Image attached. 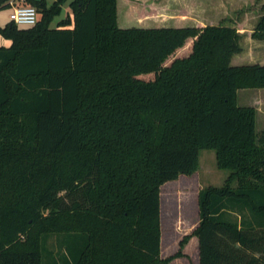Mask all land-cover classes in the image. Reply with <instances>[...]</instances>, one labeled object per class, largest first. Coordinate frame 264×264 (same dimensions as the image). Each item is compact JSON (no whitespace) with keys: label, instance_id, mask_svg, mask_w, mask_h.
I'll use <instances>...</instances> for the list:
<instances>
[{"label":"trees","instance_id":"obj_1","mask_svg":"<svg viewBox=\"0 0 264 264\" xmlns=\"http://www.w3.org/2000/svg\"><path fill=\"white\" fill-rule=\"evenodd\" d=\"M27 1L34 25L0 24V264H43L52 234L49 264L167 263L182 252L161 257V186L206 148L229 173L198 190L199 264H264V131L237 101L264 63H231L244 34L120 26L118 0Z\"/></svg>","mask_w":264,"mask_h":264},{"label":"rangeland","instance_id":"obj_2","mask_svg":"<svg viewBox=\"0 0 264 264\" xmlns=\"http://www.w3.org/2000/svg\"><path fill=\"white\" fill-rule=\"evenodd\" d=\"M53 0H48L51 3ZM126 0H119V23L121 26L135 25L136 23L124 24L123 5ZM214 6H220L221 0H205ZM226 5L217 10L216 7L205 8L203 13L214 16V24L223 22L233 24L237 28L238 22H243L245 30H253L259 18L264 15V0H225ZM67 3L63 6V12L52 22L54 26L58 19L64 17ZM173 6V5H172ZM71 10H67L70 12ZM219 11V12H218ZM192 17L198 19V7L186 11ZM218 12V13H217ZM10 8H0V24H6L9 19ZM216 15V17H215ZM137 25V24H136ZM154 25V24H150ZM238 25V26H237ZM246 32V31H245ZM7 40L0 34V43ZM243 50L234 55L232 64H245L253 62L264 63V40L255 39L248 32L242 37ZM238 104L252 105L258 113L256 117V131H264V87L238 89ZM228 169L217 166L214 149H201L199 152V168L192 175H181L178 179L169 180L161 186V257L173 256L179 250V256H174L165 264H198L197 246L198 239L192 234L196 227L198 215V190L208 185L220 186L224 183ZM190 235L188 241L182 246L181 240ZM62 235H50L42 249V263L49 264L53 256H58L61 251ZM63 251V249H62Z\"/></svg>","mask_w":264,"mask_h":264},{"label":"crops","instance_id":"obj_3","mask_svg":"<svg viewBox=\"0 0 264 264\" xmlns=\"http://www.w3.org/2000/svg\"><path fill=\"white\" fill-rule=\"evenodd\" d=\"M122 5H123L122 7H123V15H124L123 18L124 24H130V23L143 24V25L154 24L157 26L171 25V24L179 26V25H184L188 22H194L197 23L198 25L214 24L213 22L214 16L206 14L204 17L203 15L205 8L207 6L209 8H213L214 6L210 4V2L207 3L205 0H203V2L201 0L199 2H195L193 0L192 1L191 0H126L125 3ZM223 5H226L225 0L220 1L219 8L218 6H214V7H216L217 10H220L222 9ZM66 6L68 11L71 10L68 3ZM197 7H198V19L187 14L186 11H189ZM67 10H66V14L71 13V11L67 12ZM118 22H119V8H118ZM242 23H243L242 21L238 22L239 26L241 27H238L237 29L243 34L246 32L251 34L252 30H245L247 28H245V26L242 25ZM6 39L7 40H4V42L0 43V45H5V46L10 45L11 39L9 38ZM233 59L234 56L232 57L231 62L233 61ZM197 254H198V264H199V240L197 246Z\"/></svg>","mask_w":264,"mask_h":264},{"label":"built area","instance_id":"obj_4","mask_svg":"<svg viewBox=\"0 0 264 264\" xmlns=\"http://www.w3.org/2000/svg\"><path fill=\"white\" fill-rule=\"evenodd\" d=\"M9 19L19 26H32L39 19L37 8L27 0H9Z\"/></svg>","mask_w":264,"mask_h":264}]
</instances>
